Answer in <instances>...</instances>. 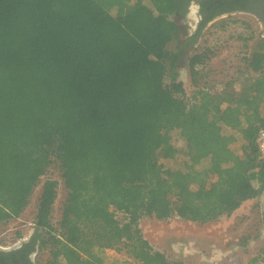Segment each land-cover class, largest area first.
<instances>
[{
    "label": "trees",
    "instance_id": "obj_1",
    "mask_svg": "<svg viewBox=\"0 0 264 264\" xmlns=\"http://www.w3.org/2000/svg\"><path fill=\"white\" fill-rule=\"evenodd\" d=\"M190 1L0 0V225L41 184L27 255L37 247L43 264H102L119 248L124 259L111 264H188L155 250L138 221L204 225L264 193V50L247 49L245 73L226 81L211 77L212 49L194 53L188 95L168 46ZM236 8L202 4L185 44ZM25 257L0 250V264Z\"/></svg>",
    "mask_w": 264,
    "mask_h": 264
},
{
    "label": "rangeland",
    "instance_id": "obj_2",
    "mask_svg": "<svg viewBox=\"0 0 264 264\" xmlns=\"http://www.w3.org/2000/svg\"><path fill=\"white\" fill-rule=\"evenodd\" d=\"M193 33L194 31L185 36L179 34V38L168 46L170 51L179 52L181 55L178 63L179 80L188 95L193 88L189 80L187 59L194 53L205 48L212 49L214 55L209 64L211 77L216 81H226L241 72L245 73L242 57L246 55L247 49L261 47L264 50L261 21L257 16L248 13L220 15L208 23L194 45L188 46L185 40ZM223 133L228 134V131L224 130ZM241 145L242 141L236 139L229 149L234 155H239ZM205 165L206 161L197 167L200 169ZM46 176L60 180L54 168L49 169ZM40 185L34 190L29 205L19 218L0 225V246L5 250L13 249L18 245L19 239L28 240L35 229L33 219ZM64 198L65 191L60 183L51 215L53 223L59 219ZM113 208V214L119 216L118 210ZM263 213L264 193L245 202L231 216L204 225L176 219L156 221L142 218L138 221V226L150 245L169 259L184 258L188 264H250L253 258L259 257L258 260H261V253L264 254V225L261 223ZM104 254L102 264L124 259L119 248L107 250ZM45 255L40 253L34 263L43 264ZM257 261L255 264H264Z\"/></svg>",
    "mask_w": 264,
    "mask_h": 264
},
{
    "label": "flooded vegetation",
    "instance_id": "obj_3",
    "mask_svg": "<svg viewBox=\"0 0 264 264\" xmlns=\"http://www.w3.org/2000/svg\"><path fill=\"white\" fill-rule=\"evenodd\" d=\"M209 1L210 0H191L190 1V3H194L196 5V9H197L196 15H198L199 21L202 19L201 6H202V4L209 3ZM223 1H230V0H223ZM190 3H189V5H190ZM233 5H235L237 8H236V11H234L232 13L243 12V13H248V14L257 16L260 18V20L262 21L263 26H264V0H233ZM187 9H188V7H186V10ZM225 14H231V13H225ZM222 15H224V14H222ZM29 239L28 240H21V242L18 243V245H16L13 249L9 250V251H13V250H20L21 249L22 252L26 253L25 259L22 258L20 260L19 264H31V263L33 264L35 257L37 256V247H36V252L27 255L28 246L26 247L25 244L29 241ZM4 252H7V250H5ZM15 264H17V263H15Z\"/></svg>",
    "mask_w": 264,
    "mask_h": 264
},
{
    "label": "water",
    "instance_id": "obj_4",
    "mask_svg": "<svg viewBox=\"0 0 264 264\" xmlns=\"http://www.w3.org/2000/svg\"><path fill=\"white\" fill-rule=\"evenodd\" d=\"M196 10H197L196 5L194 3H190L187 11L185 12V15L181 19L175 18V22L177 23L180 29L179 34L185 36V35H190L193 31H195L198 25V22H199V17L198 15H196ZM261 24H262L263 34H264V26H263L262 21H261ZM34 231L35 229L33 230L32 234L34 233Z\"/></svg>",
    "mask_w": 264,
    "mask_h": 264
},
{
    "label": "built area",
    "instance_id": "obj_5",
    "mask_svg": "<svg viewBox=\"0 0 264 264\" xmlns=\"http://www.w3.org/2000/svg\"><path fill=\"white\" fill-rule=\"evenodd\" d=\"M256 143L258 145L260 152L262 153V156L264 157V132H259ZM21 240L23 239H19V242ZM0 250L4 251L5 249L0 246Z\"/></svg>",
    "mask_w": 264,
    "mask_h": 264
},
{
    "label": "crops",
    "instance_id": "obj_6",
    "mask_svg": "<svg viewBox=\"0 0 264 264\" xmlns=\"http://www.w3.org/2000/svg\"><path fill=\"white\" fill-rule=\"evenodd\" d=\"M181 260H183L184 262H186L184 258H182Z\"/></svg>",
    "mask_w": 264,
    "mask_h": 264
}]
</instances>
